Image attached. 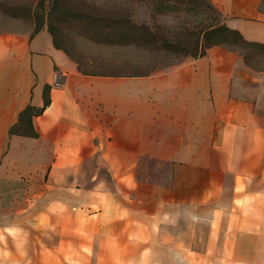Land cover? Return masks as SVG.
<instances>
[{"label":"crops","instance_id":"0c3cea01","mask_svg":"<svg viewBox=\"0 0 264 264\" xmlns=\"http://www.w3.org/2000/svg\"><path fill=\"white\" fill-rule=\"evenodd\" d=\"M210 1L264 44L262 0ZM45 175V223L92 235L71 239L90 246L78 261L264 264V65L216 44L146 75L86 74L46 25L1 30L0 179Z\"/></svg>","mask_w":264,"mask_h":264},{"label":"rangeland","instance_id":"374dc122","mask_svg":"<svg viewBox=\"0 0 264 264\" xmlns=\"http://www.w3.org/2000/svg\"><path fill=\"white\" fill-rule=\"evenodd\" d=\"M51 2L52 0H0V31L27 30L32 33L35 26L32 11L36 7L38 11H42V7L43 25L47 27L51 25L56 43L67 50L71 58L77 59L84 69L115 74L146 71L145 64L137 58L140 53L137 48L101 42L103 36L92 29L89 20V17L95 15L107 16L110 10L122 4L126 5L127 0H56L55 12L49 17L47 11ZM261 8L264 10V0L261 1ZM133 17L140 20L147 19L148 16L144 10L139 9ZM150 19L152 22V17ZM159 21L157 19L156 23ZM161 21L165 26L164 31L172 38V35L180 30L181 23L188 21L192 25L197 19L189 14L171 12ZM238 49L245 51L251 63L264 65L262 48L247 44ZM179 57L172 55L167 56L166 59L171 62ZM184 57L186 56L182 58ZM23 125L26 131L27 124L23 123ZM101 174L106 176L107 172L101 171ZM47 178L48 176L45 175L43 179L36 177L33 181L10 182L0 179V225L11 222L12 226L10 229H0V240H7L4 246H0V264H4L3 253L6 256L8 253L12 256L18 254L22 257L26 256V261L21 264H93L89 258L82 262L75 259L80 253L89 254L90 246L81 243L77 249L76 243L71 240L76 235L90 240L91 234L58 229L45 223L50 221L49 217L45 219V214L41 213L44 204L50 200L48 192L42 193L43 189H47ZM8 203H10L9 215L6 214ZM3 211H5L4 216ZM36 254L42 255L41 261L34 262L33 257ZM13 260L7 261L6 264H18ZM186 264H196V261H187ZM198 264L212 263L203 261Z\"/></svg>","mask_w":264,"mask_h":264},{"label":"trees","instance_id":"16d2710c","mask_svg":"<svg viewBox=\"0 0 264 264\" xmlns=\"http://www.w3.org/2000/svg\"><path fill=\"white\" fill-rule=\"evenodd\" d=\"M56 0H52L47 11V15L51 17L55 12ZM1 8V5H0ZM139 9L144 10L147 19H136L133 17ZM38 11L37 7L32 11L34 17V28L30 36L43 26V9ZM107 16H91L92 29L103 36L101 42L114 46H133L140 52L138 60L144 63L146 71L134 74H115L100 73L86 70L82 67L77 59H73L79 70L86 74L96 75H146L158 69L170 66L182 59L183 56L197 57L203 55L207 48L212 45H225L230 48L244 47L247 44L256 46H264L258 42H250L243 38L242 34L234 28L227 26L224 16L220 9L210 0H127V4L119 5L109 11ZM184 13L196 17L194 24L188 21L179 25L180 30L170 38L164 31L165 26L162 18L167 13ZM150 17H152V22ZM159 19V23L156 20ZM49 31L53 32L51 25L48 26ZM53 42L59 46L54 37ZM68 56L67 50L62 48ZM180 56L176 61H167V56ZM71 58V57H70ZM48 84L43 88V104L40 107L27 104L20 112L19 121L20 128L26 123V134L36 135L37 132L32 129L31 117L34 114L42 112L49 104ZM25 128V126H24ZM15 126L10 127V133L15 132Z\"/></svg>","mask_w":264,"mask_h":264}]
</instances>
